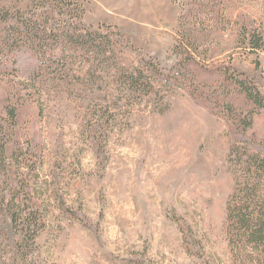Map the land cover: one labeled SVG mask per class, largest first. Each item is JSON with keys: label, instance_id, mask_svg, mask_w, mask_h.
Listing matches in <instances>:
<instances>
[{"label": "rangeland", "instance_id": "rangeland-1", "mask_svg": "<svg viewBox=\"0 0 264 264\" xmlns=\"http://www.w3.org/2000/svg\"><path fill=\"white\" fill-rule=\"evenodd\" d=\"M195 1L202 7L188 0H63L52 10L0 0V14L26 8L24 19L62 37L78 27L81 4L80 25L112 40L130 68L144 54L169 67L176 39L194 28L187 10L200 9L196 46L207 47L214 63L231 60L254 75L264 95L263 68L254 65L263 55L238 37L241 26L264 34V0ZM6 24L0 20V42ZM59 48L69 75L58 74L57 63L28 74L24 51L16 70L0 60V264H230L224 222L234 179L223 120L178 88H162V102L142 97L105 115L98 107L95 115L85 98L84 58L71 56L63 41ZM106 86L98 94L111 100L100 105L113 100L115 86ZM252 131L264 136V107Z\"/></svg>", "mask_w": 264, "mask_h": 264}, {"label": "trees", "instance_id": "trees-1", "mask_svg": "<svg viewBox=\"0 0 264 264\" xmlns=\"http://www.w3.org/2000/svg\"><path fill=\"white\" fill-rule=\"evenodd\" d=\"M62 1L31 0L33 7H50L52 10H57ZM190 4L202 7V4L195 0H188V6ZM79 7L78 27L71 33L65 32L62 37L54 33L53 27H41L29 16V19H24L26 8L13 13L6 10L0 14V20L7 23L0 42V60L4 58L3 66L7 68V65H11L9 69L16 70L14 64L17 54L21 56L25 52L28 56V74L49 69L53 67L51 63H57L58 74L69 75L70 73L66 72L68 68L60 64V58L66 51L59 48V43L63 41L66 49L72 53L71 56L84 58L80 63L83 65L82 73L84 72L82 83L87 91L85 98H91L95 115L98 113V107L103 108L100 111L105 115L107 111L111 113L112 108L116 109L121 105L119 108L122 109L142 97L162 102V88L166 91L178 88L186 92L194 103L207 109L211 115L222 119L230 139L227 163L234 179V186L225 205L224 222L230 264H264V136L258 137L252 131L254 117L264 107V95L256 77L236 68L231 60L214 63L213 58L208 56L207 47L200 50L196 46V20L200 9H193L191 13L187 10V18L190 17L187 23L194 28L185 27L183 37L176 39L173 47L175 60L169 67H161L153 58L144 54L139 56L136 66L128 68L119 62L112 40L109 42L104 34L80 25L84 8L81 4ZM30 13L34 16L33 12ZM181 17L183 16H180L179 21ZM239 33V39L249 51L261 53L264 58V34L256 28L246 30L243 26L240 27ZM46 38L53 44L47 42L49 40ZM15 39H18V42L13 44ZM70 55L66 58L71 57ZM254 65L255 70L262 67L264 74V61L261 64L255 60ZM155 83L161 88H156ZM110 84L115 86L113 100L100 105L99 101L111 100L107 94H98L104 85ZM100 96L104 98L100 99ZM96 127L100 129L99 122L94 125V128ZM4 152L2 145L0 155L4 156ZM18 198L19 195H13L12 203ZM15 209L17 210V204ZM11 220L16 225L18 218L14 213H11ZM30 225L31 223L27 222V226Z\"/></svg>", "mask_w": 264, "mask_h": 264}]
</instances>
